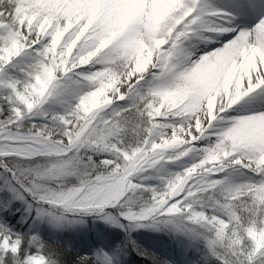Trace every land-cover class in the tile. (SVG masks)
Here are the masks:
<instances>
[{
    "label": "snow or ice",
    "instance_id": "1",
    "mask_svg": "<svg viewBox=\"0 0 264 264\" xmlns=\"http://www.w3.org/2000/svg\"><path fill=\"white\" fill-rule=\"evenodd\" d=\"M132 253L264 264V0H0V264Z\"/></svg>",
    "mask_w": 264,
    "mask_h": 264
},
{
    "label": "trees",
    "instance_id": "2",
    "mask_svg": "<svg viewBox=\"0 0 264 264\" xmlns=\"http://www.w3.org/2000/svg\"><path fill=\"white\" fill-rule=\"evenodd\" d=\"M85 225L82 227L90 228L92 221L90 218H85ZM148 231L140 230L137 233H134L137 240L144 245V247L150 248L153 251L163 252H173L174 244L169 238L163 233H147ZM128 264H148V261L143 260L141 257L136 256L135 253H132L129 256Z\"/></svg>",
    "mask_w": 264,
    "mask_h": 264
},
{
    "label": "bare ground",
    "instance_id": "3",
    "mask_svg": "<svg viewBox=\"0 0 264 264\" xmlns=\"http://www.w3.org/2000/svg\"><path fill=\"white\" fill-rule=\"evenodd\" d=\"M214 3H216L219 6L225 7L226 9L229 8L230 6V0H214ZM258 16H259L258 12H253L244 17H238L236 22L251 26V24L256 22ZM241 107L242 108L246 107V105H242Z\"/></svg>",
    "mask_w": 264,
    "mask_h": 264
},
{
    "label": "rangeland",
    "instance_id": "4",
    "mask_svg": "<svg viewBox=\"0 0 264 264\" xmlns=\"http://www.w3.org/2000/svg\"><path fill=\"white\" fill-rule=\"evenodd\" d=\"M147 233H151L150 231H148ZM152 233H154V232H152Z\"/></svg>",
    "mask_w": 264,
    "mask_h": 264
}]
</instances>
